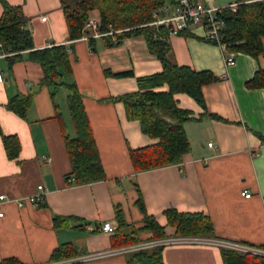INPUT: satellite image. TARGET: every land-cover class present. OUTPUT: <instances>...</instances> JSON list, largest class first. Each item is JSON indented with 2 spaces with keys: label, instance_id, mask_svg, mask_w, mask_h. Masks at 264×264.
<instances>
[{
  "label": "crops",
  "instance_id": "1",
  "mask_svg": "<svg viewBox=\"0 0 264 264\" xmlns=\"http://www.w3.org/2000/svg\"><path fill=\"white\" fill-rule=\"evenodd\" d=\"M6 1L22 8L36 49L65 45L71 75L62 76V82L76 85L82 97L105 180L85 185L66 182L71 166L64 134L74 135L67 103L70 92L65 87L41 86L42 69L27 52L17 59L0 60V128L20 143L18 158L10 160L0 137V195L6 197L0 205L4 214L0 218V261L46 264L54 262L50 257L56 248L70 244L74 257L100 255L80 264H127L130 252L118 250L134 245L116 247L113 233L102 232L101 226L109 223L116 229L117 211L128 224L142 226L136 188L146 213L164 227L165 239L180 238L167 226L164 216V211L172 208L208 216L216 241L264 246V81L259 87L247 86L264 71V56L256 60L233 52L235 65L227 67L222 50L205 41L199 29L170 37L171 53L178 65L210 72L217 80L202 88L204 107L186 94L174 96L178 108L190 113L184 124L190 152L182 162L135 173L129 151L157 140L144 135L137 121L126 118L123 104L113 99L138 91L137 78L162 70L143 35L124 37L110 47L106 39H94L92 49L83 37L68 39L59 0ZM211 1L216 6L236 3ZM98 17L96 10L89 14V18ZM261 42L264 50V37ZM105 72H130L132 76L113 77ZM28 94L32 104L24 118L7 108L11 99ZM208 143L213 146L208 147ZM38 186L43 189L38 190ZM244 191L249 198L242 195ZM37 194L39 200L17 206L16 201ZM55 217L65 220L55 223ZM151 237L150 233H140V243L158 241ZM162 261L223 264L221 247L195 243L163 245Z\"/></svg>",
  "mask_w": 264,
  "mask_h": 264
},
{
  "label": "trees",
  "instance_id": "2",
  "mask_svg": "<svg viewBox=\"0 0 264 264\" xmlns=\"http://www.w3.org/2000/svg\"><path fill=\"white\" fill-rule=\"evenodd\" d=\"M66 22L70 41L82 37L83 27L90 12L98 11L99 31L122 30L117 35L120 39L141 34L146 40L149 52L160 62L162 70L158 74L136 79L138 91L127 93L113 99L121 102L125 108L126 118L137 121L142 133L157 142L151 146L130 150L129 156L135 173L156 168L177 165L183 156L190 152V144L184 131V124L190 119V113L178 108L174 96L186 94L199 106L204 107L203 86L217 78L210 72H197L187 66L176 63L171 53L169 31L165 27L147 26L152 20V13L165 3L174 0H59ZM0 52L11 54L9 60L20 58L27 52L28 58L37 62L42 69L41 86L65 87L69 92L68 109L71 116L74 135L64 134V144L71 170L66 182L72 185H85L105 180V173L92 130L82 103V97L76 85L62 82V76L71 75V64L65 45L36 49L33 45L32 32L28 20L20 6L10 5L0 0ZM236 9H223L221 16L224 27L221 30V44L229 51L248 55L256 60L264 56L261 39L264 37V0H236ZM189 33L183 31L180 34ZM106 39V46H114ZM241 42V43H240ZM90 47L95 48V40L88 39ZM107 76L125 77L132 73L111 74ZM264 81V71H259L247 83L248 87H259ZM166 87L165 91L158 89ZM32 104V96L18 95L11 99L7 108L24 118ZM58 119L62 120L58 115ZM65 129V126L62 124ZM0 137L6 156L10 160L18 158L20 143L16 136H5L0 128ZM136 204L142 214V226L128 224L121 211L115 214L116 229L113 240L116 247L135 245L142 240L140 233H150L151 240L166 238L164 227L158 224L154 216L145 211L139 190ZM167 226L174 228L177 237L213 238L214 229L208 216L202 213H182L175 209L164 211ZM65 219L55 217L54 222ZM264 250L263 247H259ZM163 246L133 251L127 254V264H164ZM76 256L70 244L60 245L50 257L51 261H61ZM223 264H264V257L253 254H241L221 248ZM0 264H19L13 259H4Z\"/></svg>",
  "mask_w": 264,
  "mask_h": 264
},
{
  "label": "built area",
  "instance_id": "3",
  "mask_svg": "<svg viewBox=\"0 0 264 264\" xmlns=\"http://www.w3.org/2000/svg\"><path fill=\"white\" fill-rule=\"evenodd\" d=\"M237 4L228 6H216L211 0H174L173 3H165L159 10L152 13L153 20L147 25L149 27H165L169 31V36H177L183 31H192L199 29L203 33V39L209 43L217 45L223 52L224 63L227 67L235 65V53L229 51L223 44H221V30L224 27V20L221 16L223 9H230L235 11ZM45 20V17L42 18ZM82 37L88 39H101L108 38L110 44L117 43V35L122 33V30H112L107 32L99 31V22L97 19L88 18L83 27ZM169 37V38H170ZM1 49V45H0ZM5 52H0V60L10 56ZM3 82V75L0 69V84ZM212 143H208V147H212ZM42 190V186L37 187ZM245 198H249L250 194L246 191L242 192ZM40 195H33L25 198L24 200L16 201L18 207L23 204L32 203L40 199ZM6 200V197L0 195V205ZM4 216L0 209V218ZM115 228L109 224L104 223L101 226V231L105 233H113ZM212 244L221 248L230 249L241 254H253L264 257V250L251 247L247 245H239L235 243H226L223 241H216L213 238L205 237H180L173 239H162L158 241H150L140 243L134 246H129L118 250V252L126 253L131 251L142 250L155 246L171 245V244ZM98 254H93L83 257H74L62 261H54L46 264H80L88 260L99 257Z\"/></svg>",
  "mask_w": 264,
  "mask_h": 264
}]
</instances>
